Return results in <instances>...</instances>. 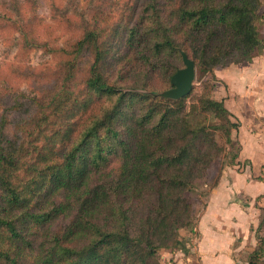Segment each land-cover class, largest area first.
Masks as SVG:
<instances>
[{
  "label": "trees",
  "instance_id": "1",
  "mask_svg": "<svg viewBox=\"0 0 264 264\" xmlns=\"http://www.w3.org/2000/svg\"><path fill=\"white\" fill-rule=\"evenodd\" d=\"M263 7L141 0L107 37L94 25L63 51L92 57L80 91L65 87L45 106L3 96L0 264H160V250L188 253L198 238L191 194L215 168L206 195L216 187L232 148L236 164L238 123L207 88L174 100L153 82L172 88L181 53L201 74L250 61L264 49ZM251 230L243 260L264 264V216Z\"/></svg>",
  "mask_w": 264,
  "mask_h": 264
},
{
  "label": "rangeland",
  "instance_id": "2",
  "mask_svg": "<svg viewBox=\"0 0 264 264\" xmlns=\"http://www.w3.org/2000/svg\"><path fill=\"white\" fill-rule=\"evenodd\" d=\"M141 0H0V99L17 98L20 102L37 100L45 106L51 98L65 87L75 88L80 91L83 79L87 73L92 57L83 52L76 54L75 58L66 55L63 51L71 52L74 43L82 35L84 29L92 28L94 25L100 29L102 37H107L114 26L127 22L129 15L139 8ZM264 5V0H262ZM264 10V7H263ZM262 28L261 36L264 38V16L260 21ZM264 43V39H263ZM257 53V52H256ZM73 58V61L71 59ZM247 62V61H245ZM242 62V63H245ZM241 63V64H242ZM220 68V67H216ZM215 68V69H216ZM70 79L67 80V77ZM264 83V77L258 81ZM153 87L158 93L165 90L161 79H155ZM215 100H226L219 98L223 92L221 81L212 73H199L195 71V78L192 83V94L200 95L204 90ZM261 89V86L259 87ZM257 83L253 84L251 94L235 96L237 101H245L246 109H240L239 119L242 121L241 138H245L248 132L252 133L249 125L253 127L264 126L259 120V114L254 113L247 103H256L261 113H264V94L256 93ZM4 96V97H3ZM7 96V97H6ZM231 106V104H230ZM1 113V111H0ZM232 115V114H231ZM256 115V119L255 116ZM258 117V118H257ZM229 120L239 123L238 118L230 116ZM257 121V122H255ZM223 124L221 118L215 119L214 123ZM239 125V124H238ZM260 128V127H259ZM238 129V128H237ZM257 131L256 128H253ZM237 131L232 132L234 141H238ZM218 133V140L222 143L221 134ZM245 144V143H244ZM235 148L230 149L229 154L224 158L222 175L225 173L228 184H248L252 182L253 195L258 192V187H263L259 180H264L262 169L252 168L251 160L247 156L235 160L234 166L227 165ZM241 151L239 152V155ZM243 155V154H241ZM240 158V157H239ZM260 161L259 158L255 160ZM216 168L209 173V176L201 181L191 194L194 202V211L199 217L209 200V186ZM230 175V176H229ZM224 177V176H223ZM220 178V179H221ZM258 182V183H255ZM247 188H249L247 186ZM248 198L243 192H235L231 202L238 200L242 204L248 203ZM264 216L263 212H260ZM190 235L185 234L188 239ZM192 239L188 253L160 250L157 259L160 264H200L199 257L194 252ZM187 247V246H186ZM193 247V248H192ZM246 252H240L239 259L245 258Z\"/></svg>",
  "mask_w": 264,
  "mask_h": 264
},
{
  "label": "crops",
  "instance_id": "3",
  "mask_svg": "<svg viewBox=\"0 0 264 264\" xmlns=\"http://www.w3.org/2000/svg\"><path fill=\"white\" fill-rule=\"evenodd\" d=\"M260 38L264 39L261 33ZM212 74L223 85V92L219 93H222L219 98H228L229 107L226 100L223 103L232 116L238 118L239 121L236 134L241 142L240 151L243 155H238V159L241 160V157L248 155L247 158L251 160L252 168L262 169L264 172V126L249 125L247 129H251L252 133L248 132L242 139L243 124L238 116L240 109H246L245 101H241V96L251 94L254 83H257V90L254 91L264 94V83L258 82L261 77H264V49L254 53L248 62L216 68ZM235 96H240L241 99L236 101ZM247 106H250L254 113L259 114V119H256V115H254L255 119L264 125V113L260 112L256 103L249 101ZM253 128H256L257 131H254ZM256 158H259L260 161L256 162ZM226 181L224 173L216 187L210 192L209 200L198 218L196 226L198 238L192 248L196 256L199 257L200 264H247L244 260L239 259L240 252L247 254L256 245V239L251 229L258 225L259 209L264 208V183L259 182L263 187H258V193L254 196L251 190L252 182L249 185L246 183L236 185L228 184L229 182ZM235 192H243L248 198V203L242 204L240 200L236 203L231 202ZM256 197L259 199L256 200Z\"/></svg>",
  "mask_w": 264,
  "mask_h": 264
},
{
  "label": "water",
  "instance_id": "4",
  "mask_svg": "<svg viewBox=\"0 0 264 264\" xmlns=\"http://www.w3.org/2000/svg\"><path fill=\"white\" fill-rule=\"evenodd\" d=\"M183 67L178 69L170 78L172 88L159 94L167 99H179L192 91V83L195 78V66L184 53H181Z\"/></svg>",
  "mask_w": 264,
  "mask_h": 264
}]
</instances>
